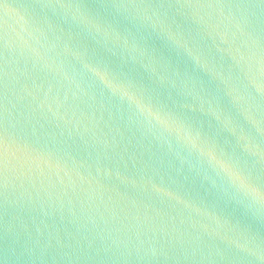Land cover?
Instances as JSON below:
<instances>
[{
    "label": "water",
    "instance_id": "95a60500",
    "mask_svg": "<svg viewBox=\"0 0 264 264\" xmlns=\"http://www.w3.org/2000/svg\"><path fill=\"white\" fill-rule=\"evenodd\" d=\"M0 264H264L259 0H0Z\"/></svg>",
    "mask_w": 264,
    "mask_h": 264
},
{
    "label": "snow or ice",
    "instance_id": "6c2138e0",
    "mask_svg": "<svg viewBox=\"0 0 264 264\" xmlns=\"http://www.w3.org/2000/svg\"><path fill=\"white\" fill-rule=\"evenodd\" d=\"M259 4L260 6H264V0H259ZM5 144H6V141H5Z\"/></svg>",
    "mask_w": 264,
    "mask_h": 264
}]
</instances>
